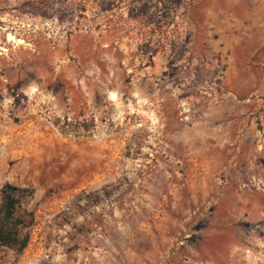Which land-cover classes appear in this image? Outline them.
Returning a JSON list of instances; mask_svg holds the SVG:
<instances>
[{
    "label": "rangeland",
    "instance_id": "374dc122",
    "mask_svg": "<svg viewBox=\"0 0 264 264\" xmlns=\"http://www.w3.org/2000/svg\"><path fill=\"white\" fill-rule=\"evenodd\" d=\"M5 183L0 264H264V0H0Z\"/></svg>",
    "mask_w": 264,
    "mask_h": 264
},
{
    "label": "trees",
    "instance_id": "16d2710c",
    "mask_svg": "<svg viewBox=\"0 0 264 264\" xmlns=\"http://www.w3.org/2000/svg\"><path fill=\"white\" fill-rule=\"evenodd\" d=\"M58 120L54 124L58 125ZM26 189L5 183L0 196V246L21 253L27 243V236L21 234L22 220L16 214Z\"/></svg>",
    "mask_w": 264,
    "mask_h": 264
},
{
    "label": "bare ground",
    "instance_id": "6f19581e",
    "mask_svg": "<svg viewBox=\"0 0 264 264\" xmlns=\"http://www.w3.org/2000/svg\"><path fill=\"white\" fill-rule=\"evenodd\" d=\"M12 38V37H11Z\"/></svg>",
    "mask_w": 264,
    "mask_h": 264
}]
</instances>
